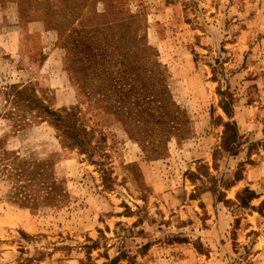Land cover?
I'll return each instance as SVG.
<instances>
[{"label": "rangeland", "instance_id": "rangeland-1", "mask_svg": "<svg viewBox=\"0 0 264 264\" xmlns=\"http://www.w3.org/2000/svg\"><path fill=\"white\" fill-rule=\"evenodd\" d=\"M0 264H264V0H0Z\"/></svg>", "mask_w": 264, "mask_h": 264}, {"label": "trees", "instance_id": "trees-1", "mask_svg": "<svg viewBox=\"0 0 264 264\" xmlns=\"http://www.w3.org/2000/svg\"><path fill=\"white\" fill-rule=\"evenodd\" d=\"M123 99V98H122ZM124 100H125V98H124ZM229 125V124H228Z\"/></svg>", "mask_w": 264, "mask_h": 264}]
</instances>
